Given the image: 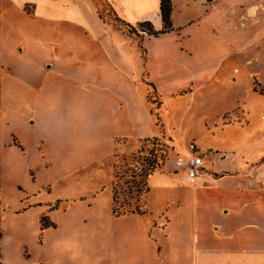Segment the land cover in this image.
<instances>
[{
    "label": "crops",
    "instance_id": "1",
    "mask_svg": "<svg viewBox=\"0 0 264 264\" xmlns=\"http://www.w3.org/2000/svg\"><path fill=\"white\" fill-rule=\"evenodd\" d=\"M159 2L0 0V193L7 172L4 168H16L22 162L50 165L48 130L35 145L33 129L38 118L41 122L48 120L54 88L65 90L66 84L56 77L69 74L86 87L88 82L79 77L80 73L93 68L99 74L95 86L102 93L109 86L123 90L126 80L127 86H138L142 66L189 63L200 66L190 68V80H202L207 66H221L223 55L241 51L240 39L251 35L264 19V0H171L173 29L157 35L141 31L130 34L101 15L105 4L134 27L149 21L155 30H160L163 21ZM177 79L179 76L172 79L173 85ZM196 87L193 85L191 91ZM178 91L175 88L172 92ZM137 96L144 103L142 96ZM108 103L104 118L98 112L97 119L137 130L132 135L116 134L113 161L114 153L136 150L141 139L156 135L157 130L148 109L145 121H141L144 117H138L133 98L117 93ZM118 138L124 140L118 142ZM176 149L183 152L181 147ZM241 151H227L223 158L221 152L205 153L196 184L181 182L163 172L150 176V189L154 182L160 189L180 190L179 195L187 189L193 190L194 196L201 193L202 187L214 190L216 201H211L213 207L202 208L200 222L196 208L192 215H183L179 207L172 209L170 200L157 219L149 213L110 215L116 222L110 226L115 233L108 241L109 249H105L104 237L109 230L104 225L92 222L89 232L83 225H68L63 241L70 246L68 250L62 246V251H55L59 256L56 263L99 264L101 250L110 257L107 264H264V156L251 159ZM158 173L162 175L153 180ZM173 173L177 174L175 165ZM70 199L64 204L67 208L76 201ZM174 203L179 205V199ZM4 206L0 199V210ZM208 225L211 234L204 233Z\"/></svg>",
    "mask_w": 264,
    "mask_h": 264
},
{
    "label": "rangeland",
    "instance_id": "2",
    "mask_svg": "<svg viewBox=\"0 0 264 264\" xmlns=\"http://www.w3.org/2000/svg\"><path fill=\"white\" fill-rule=\"evenodd\" d=\"M101 15L112 21L113 15L105 4ZM240 42L241 51L223 55L221 66H207L206 75L202 80L197 77L198 81L189 77L191 71L200 66H190L189 63L188 66H142L138 86L129 87L126 80L123 90L117 91L109 86L102 93H98L95 86L99 74L93 68L80 73L79 77L88 82L86 87H81L69 74L56 77L66 84L65 90L54 88L55 99L47 123L38 118V125L33 129L35 145V142L40 144L48 130L50 165L44 167L39 162L23 165L22 162L16 168H4L7 172L0 193L5 204L0 210L1 262L57 264L59 256L55 251H62V246L63 250H68L70 246L67 240L66 243L63 241L68 231L65 226L75 225L77 228L83 225L84 231L89 232L92 222L108 228L104 238L105 249H109L108 241L115 233L110 226L116 222L115 218H109L113 215L114 190L121 209L130 210L140 205L136 200V189L142 186L139 174L147 170L151 159L160 158L162 152L164 162L152 174L163 172L177 179L178 175L173 173L175 159L184 153L189 142L210 148L208 152H221L222 158L227 151L239 154L240 150L247 158L264 156V19L253 28L251 35L240 39ZM166 61L169 62L168 58ZM175 76L179 79L176 80L178 82L174 80L173 85ZM193 85L197 87L191 91ZM175 88L179 91L173 93ZM116 92L134 99L140 119L148 109L157 134L141 139L134 151L114 153L112 161L116 134L132 135L137 131L114 126L110 120L106 122L103 119L108 102L114 99ZM139 94L144 103L140 102ZM96 95H99L97 102ZM98 112L103 116L100 120L95 116ZM141 121L144 122L145 117ZM116 140L121 142L124 139ZM178 147L183 152H179ZM152 174L148 176V186ZM152 187L143 197L148 213L155 219L165 202L170 200L172 209L179 207L184 211L183 215H192L196 208L200 222L202 208H211V201H216L212 194L214 190L206 187H202L196 196L191 189L179 195L180 190L160 189L154 182ZM164 193L168 194L166 199ZM70 198H76V201L73 200L68 206L71 209H68L64 204H68ZM176 199H179V205L174 203ZM42 217L45 223L53 225L41 227ZM209 226L204 233L211 234ZM95 248L97 251L100 249L98 246ZM99 251L103 256L99 259L101 264L109 263L107 251Z\"/></svg>",
    "mask_w": 264,
    "mask_h": 264
},
{
    "label": "trees",
    "instance_id": "3",
    "mask_svg": "<svg viewBox=\"0 0 264 264\" xmlns=\"http://www.w3.org/2000/svg\"><path fill=\"white\" fill-rule=\"evenodd\" d=\"M171 0H160L159 2V13H160V17L163 21V28L160 30H155L152 23L149 21H143L140 22L137 27H134L128 23H126L124 20L120 19L115 12L111 11L113 17H112V22L117 25V27H119L120 29L133 34V33H137L138 30H144L146 31L147 34L149 35H157L159 33H163L166 31H170L173 29L172 23H171V18H170V14H171ZM155 140H157L155 138ZM160 158H153L149 161V166L147 168V170H145L143 173L139 174V177H141L142 180V186L141 189H136V200L139 201L140 205H135L134 208L132 209H128V210H124L123 208L121 209V203H119L118 201V197L116 195V191L114 190L113 192V205H112V213L115 216H119L121 214H125L127 212H132V213H138V214H144V213H148V209L145 205V198L143 197L148 191H149V186H148V176L150 174H152L154 171L160 169V167L163 164V160H164V152H162L160 155ZM116 178L117 175H115ZM116 181V180H115ZM44 217L41 218V227H46L49 225H53L52 223H45L44 222ZM0 264H3L0 260Z\"/></svg>",
    "mask_w": 264,
    "mask_h": 264
},
{
    "label": "built area",
    "instance_id": "4",
    "mask_svg": "<svg viewBox=\"0 0 264 264\" xmlns=\"http://www.w3.org/2000/svg\"><path fill=\"white\" fill-rule=\"evenodd\" d=\"M207 152V150L201 149L195 142H189L186 152L177 155L175 159L178 180L189 184H196L203 168V155Z\"/></svg>",
    "mask_w": 264,
    "mask_h": 264
}]
</instances>
